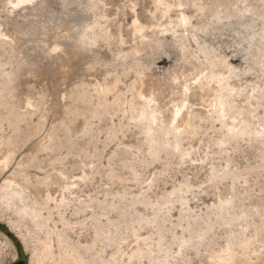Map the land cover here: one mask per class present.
<instances>
[{"label":"rangeland","instance_id":"374dc122","mask_svg":"<svg viewBox=\"0 0 264 264\" xmlns=\"http://www.w3.org/2000/svg\"><path fill=\"white\" fill-rule=\"evenodd\" d=\"M1 1L0 22L19 46L20 57H24L27 62L25 69L22 68L24 74L21 70V78H18V83L16 81V90L21 96L27 86L31 85L33 91L30 93L33 95L46 87L49 91H46L47 102L54 107L50 111L44 110L43 103L37 98L35 112L33 111L35 114L27 115L25 122L21 124V132L19 130L15 135L17 147L16 143L10 147V151L15 152L13 162L10 161L6 169H0V181L11 177L25 189L30 202L33 199L40 204L41 216L49 220L40 232L51 236L53 247L57 246L56 233L62 231L70 241L88 244L92 249L90 255L95 260L114 256L113 264L118 258L116 264H126V258L129 257L126 255H130L135 246H139L137 248L143 249L141 264H149L150 248L156 256L170 252L169 255H159L162 264H202L201 256L205 252H213L210 250L215 251L225 242L226 227L219 224V219L220 206L226 204L227 215L233 219L235 227L245 228L246 231L242 230L251 240L245 251L238 248V245L236 249L234 246L233 250H238L237 253L234 251L238 254L233 260L234 264H264V136L242 134L238 137L225 136L222 140L221 136L226 134V128L222 127L223 131L218 120L200 117L196 110L194 113L197 116L192 118L195 125L193 127L196 128H193V134L184 132L180 146L173 148L174 151L163 149L153 155L146 142L147 136L141 130L144 121L134 119L132 109L129 110L132 108V86L139 77L144 78L143 88H147V83L154 80L165 87L169 76L183 67L188 69L190 62L196 59L205 63L208 58L218 59L223 55L234 67L235 73H232L230 81L240 87L246 86L248 92H251L253 85H262L261 88H264V63L260 62L258 54L264 49V0H167L171 8L166 13L157 10L152 0H35L33 5L29 3V7H24L25 10L21 5L19 8ZM245 4L252 12L244 11ZM183 11L189 18V29L194 33L180 28L178 16ZM94 19L93 29L89 26L84 30L82 26L90 21L94 22ZM135 20L146 27L141 33L148 35L138 32V36L134 31ZM75 25L77 29L74 28ZM171 28L173 31L177 30L179 35ZM103 32L105 36L93 43L95 36ZM63 34L69 37L66 36L65 39ZM176 35L178 38L181 36L184 47L180 46ZM57 38L62 43V49L54 53L50 51V46ZM8 45L0 42V66L12 70L16 67V57ZM133 47L137 48L134 50ZM204 47L208 49L204 50ZM94 53L97 54V59H93ZM62 70H65L64 74ZM110 76L115 77L117 86L114 85L104 95V100L99 96L95 98L92 79L101 81ZM71 88L74 93L72 91L73 96L69 97L68 90ZM167 91L165 93L169 95ZM84 93L87 97L90 95L89 99ZM165 93L164 98L167 100L169 96ZM118 94L121 95L120 98ZM96 99H99L100 104ZM70 101L73 103H70L72 112L70 110V115L67 113L69 118L66 114L65 120L72 122L70 131H66L65 122L62 123L65 126L61 124V109ZM91 102L97 107L91 106ZM118 103L120 106L122 104L119 108ZM74 104L77 111L73 110L76 109ZM258 106L259 113L264 114V106ZM199 107H202L201 104ZM5 112V107L0 106V114L4 115ZM72 113H75L73 117ZM215 121L216 123H212ZM1 126L8 130L7 120H3ZM34 127L35 130L40 129L36 130L38 133ZM47 131H51V136L53 135L52 150L38 149L29 165H25V168L18 165L20 156L43 138ZM27 140L29 141L26 143ZM4 149L0 156L7 152ZM176 150L180 152L177 153ZM24 171L28 172L29 178ZM83 171L88 172L87 176ZM131 172L135 174L133 178ZM179 185H182V189ZM61 200L63 204L60 203ZM225 200L231 202L229 206ZM10 208L6 205L2 207L3 217L0 216V264H29L30 248L38 245L37 234L19 222L27 247L29 246L27 248L15 229L8 224L9 221L16 220V215ZM231 214L237 216L232 217ZM132 218L134 220L131 221ZM105 235L108 239H105ZM181 242L180 247L178 245ZM102 249H105L103 256ZM115 249L117 250L114 251ZM115 252H119L118 256ZM86 257L88 258L87 254L85 257L83 255L84 260ZM172 258L175 261H171ZM42 264H52V261L47 258ZM91 264L97 263L94 261Z\"/></svg>","mask_w":264,"mask_h":264},{"label":"bare ground","instance_id":"6f19581e","mask_svg":"<svg viewBox=\"0 0 264 264\" xmlns=\"http://www.w3.org/2000/svg\"><path fill=\"white\" fill-rule=\"evenodd\" d=\"M40 1V0H39ZM154 1L155 7H157V10L159 9L161 12H168L170 7V3L167 0H152V2ZM180 2V0H178ZM177 1V2H178ZM185 1V0H184ZM181 1V2H184ZM245 1V0H243ZM3 4H12L14 6H19L21 5V7H23V9L25 10V8L28 6L29 7V3H31L33 5V2H35V0H2L1 1ZM174 2V1H173ZM180 5H182V3H179ZM221 2V1H220ZM225 2V1H224ZM186 3V2H185ZM195 3V2H194ZM227 3V2H226ZM225 3V4H226ZM2 4V5H3ZM30 4V5H31ZM90 4V3H89ZM87 4V5H89ZM94 4V2H93ZM173 4V3H172ZM171 4V6H172ZM177 4V3H176ZM177 4V5H178ZM199 4V3H198ZM222 4V2H221ZM31 5V6H32ZM37 4H35L36 6ZM133 5V4H132ZM13 6V7H14ZM90 6V5H89ZM94 6V5H92ZM179 6V5H178ZM184 6V4H183ZM225 6V5H224ZM227 6V5H226ZM246 6V4H245ZM250 6V5H249ZM4 7V6H3ZM5 7H8L7 5ZM10 7V6H9ZM25 7V8H24ZM33 7V6H32ZM180 7V6H179ZM2 8V7H1ZM20 8V6H19ZM153 8V7H152ZM174 8V7H173ZM185 8V7H184ZM243 8V7H241ZM3 9V8H2ZM15 9V8H14ZM133 9V8H132ZM180 9V8H178ZM238 9V8H237ZM244 9V8H243ZM8 10V9H7ZM226 10V9H225ZM228 10V9H227ZM226 10V11H227ZM247 10H250L252 12L251 8H247V6L245 7V12ZM258 10V9H257ZM135 11V9H134ZM179 11V10H178ZM233 10H231L232 12ZM238 11V10H237ZM241 11V9L239 10ZM238 11V14H239ZM243 11V10H242ZM243 11V12H244ZM256 11V9H255ZM9 11H7L8 13ZM229 12V11H228ZM242 12V13H243ZM20 13V12H19ZM18 13V14H19ZM154 13V12H153ZM157 13V12H156ZM163 13V14H164ZM237 13V12H236ZM241 13V12H240ZM257 13V12H256ZM259 13V12H258ZM257 13V14H258ZM11 14V13H10ZM152 14V13H151ZM216 14V13H215ZM228 14V13H227ZM231 14V13H230ZM253 14H254V10H253ZM261 14V13H260ZM217 15V14H216ZM215 15V17H216ZM225 15V14H224ZM229 15V14H228ZM233 14H231L232 16ZM262 15V14H261ZM24 16V15H23ZM154 16V15H153ZM241 16V14H240ZM259 16V15H258ZM7 17V16H6ZM10 17V16H9ZM136 17V16H135ZM180 19V25L182 28V30L187 31V29H189L190 27V23H189V18L188 16L185 14V12H181L180 16H178ZM218 17V15H217ZM216 17V18H217ZM226 17V16H225ZM224 17V18H225ZM230 17V16H229ZM228 17V19H229ZM221 19V17H219ZM232 18V17H231ZM264 18V17H262ZM134 19V18H133ZM132 19V20H133ZM136 19V18H135ZM215 19V18H214ZM219 19V21H220ZM226 19V18H225ZM239 19V18H238ZM139 20V19H138ZM218 20V18H217ZM177 21V20H176ZM230 21V20H229ZM92 22V23H91ZM179 22V21H178ZM91 23V24H90ZM93 23H95V19L94 22L90 21L89 23H85L83 29L85 30V28L87 27H91L93 29ZM134 24V28L136 31V33L138 34V32L141 33V31H143V29H146V27L144 25H142L140 22L136 21L133 22ZM81 25V24H80ZM79 25V26H80ZM83 25V24H82ZM97 25V23L95 24ZM147 25V24H146ZM76 26V25H75ZM74 28L77 29V26ZM101 26V25H99ZM161 26V25H159ZM165 26V25H164ZM173 26V25H172ZM179 25L177 24V27ZM6 27V26H5ZM102 27V26H101ZM133 27V26H132ZM145 27V28H144ZM231 27V26H230ZM173 28V27H172ZM171 28V29H172ZM179 28V29H180ZM194 28V27H193ZM191 27V29H193ZM198 28V27H197ZM80 29V28H79ZM161 29V28H160ZM167 29V28H166ZM165 29V30H166ZM169 29V28H168ZM195 29V28H194ZM87 30V29H86ZM95 30V29H94ZM100 30H103L100 28ZM155 30V28H154ZM164 30V31H165ZM170 30V29H169ZM168 30V31H169ZM181 30V29H180ZM190 30V29H189ZM196 30V29H195ZM200 30V29H199ZM82 31V30H81ZM107 31V30H106ZM171 31V30H170ZM173 31V29H172ZM175 31L177 32V30H174L173 32L175 33ZM192 31V30H190ZM98 32V31H97ZM193 32V31H192ZM139 33V34H140ZM194 33V32H193ZM196 33V32H195ZM69 34V33H68ZM86 34V33H85ZM107 34V33H105ZM138 34V36H139ZM142 35H144V33H141ZM175 34H178L175 33ZM174 34V35H175ZM65 35V39L66 38V34ZM141 35V37H142ZM148 35V34H145ZM144 35V36H145ZM179 35V34H178ZM178 35H176L177 39L180 40V46L184 47V41L183 39L181 40L180 37L178 38ZM258 35V34H257ZM60 36V35H59ZM62 36V35H61ZM104 32L103 33H98L97 36H95V38L93 39V43H97L96 41L99 40V38L101 39V37H104ZM143 36V37H144ZM173 36V35H172ZM253 36V35H252ZM64 37V36H63ZM69 37V35L67 36ZM174 37V36H173ZM60 38V37H58ZM54 39L52 41L51 44V49L50 51H54L58 52L60 51V49H62L61 45L62 43L59 41V39ZM196 38V36H195ZM194 38V39H195ZM258 38V37H257ZM104 40L106 38H103ZM102 39V41H104ZM140 39V38H139ZM185 39V38H184ZM176 40V39H175ZM256 40V39H255ZM62 41V40H61ZM100 41V40H99ZM0 42L9 44L11 46V48L13 49L14 53H15V57H16V67H14V69L12 70H6L3 67L0 66V106H4L6 112L4 113V115L0 114V153L2 152V150L4 148H6L7 152L5 154H3L2 156H0V169H6V167L10 164V161H12V157L14 156L13 151H10V147L12 145H14L16 143V136L21 128V124L23 122H25L24 120L26 119L27 115H29L30 113L32 114L33 111L35 112L34 108H35V103L37 101V98L39 97L40 101L43 103L44 106H42L43 108H45L44 110H48L50 111L52 109V106L47 102V94L46 93V87L41 88L39 90V92L37 93H33V95H31L33 90L31 89V85H28L26 88V91L28 92H24V94H22L21 96L18 94L16 88V81L18 80V78L22 75L21 73L24 74V71L22 70V68L25 67V63L26 59H24V57H20L22 56L21 54L19 55L20 51L18 49L19 46L16 45L14 38L9 35L6 31V29L2 26V23L0 22ZM48 42V41H47ZM258 42V41H257ZM197 43V42H196ZM248 43V42H247ZM252 43V41H251ZM49 44V45H50ZM257 44V43H256ZM8 45V46H9ZM47 46V45H46ZM135 46V45H132ZM187 46V45H186ZM252 46V45H251ZM132 48V47H131ZM134 48V47H133ZM137 48V47H135ZM134 48V50H135ZM208 49L204 47V50ZM46 50V49H45ZM49 50V49H48ZM131 50V49H130ZM184 50V49H181ZM202 50V48H201ZM260 50V49H259ZM137 51V50H136ZM135 51V53H136ZM133 52V51H131ZM130 52V53H131ZM206 53L208 51H205ZM212 52V51H211ZM50 53V52H49ZM210 54V52H208ZM93 54V53H92ZM257 54V53H256ZM260 55V62L264 63V49H262L259 53ZM122 55V53H121ZM120 55V56H121ZM125 55V54H124ZM185 55V54H184ZM202 55V54H201ZM204 55L206 56L207 54L204 53ZM213 55V54H212ZM211 55V56H212ZM194 56V55H193ZM204 56V58H205ZM210 56V55H209ZM216 56V55H215ZM258 56V55H257ZM124 57V56H123ZM218 57V56H216ZM223 57V55H222ZM221 56L218 59H209L207 56L206 58H208L206 60L205 63H202L201 61H197L193 60L190 62V65H188V69H183L181 68V70L179 69L178 72L173 73L171 76H169V78L167 79V82L164 84L165 87H162V83L160 84L159 81H151L148 84L147 88H143V85L145 83L144 78L143 77H139V79L133 84V89H132V96H131V106L130 107V111L132 109V116L134 117V119L136 118L137 120H143L144 121V125H143V130L144 133L146 134V138L148 139V144H149V148L150 151L153 155H156L160 150L162 151L163 149H166V151L173 149L175 147H178L179 143H180V139H181V135H185L183 134L184 132H191L193 134L194 130H193V125L194 123L192 122V118L195 115V111L197 110V114L199 113L200 117L203 118H210V119H215L218 120V122H220V126L222 129V127L226 128V134H222L225 136H229V137H238L239 135L242 134H251L256 136L262 135L264 136V114H260L259 111L257 110V106L258 105H262L264 106V88H261V86L259 85H253V88L251 90V92L246 91V86L244 87H240L236 84H234L232 81H230V77L231 75H233L232 73L234 72V67L227 61L225 60V56L222 58ZM93 58V55H92ZM184 58V56H183ZM93 59H97V54L94 53V58ZM185 60V59H184ZM187 60V59H186ZM2 63V61L0 62ZM185 63V62H184ZM4 64V63H3ZM260 66V64H259ZM6 67V66H5ZM187 68V67H186ZM25 69V68H24ZM21 70L23 72H21ZM21 72V73H20ZM62 73H65V70H62ZM235 73V72H234ZM264 73V72H262ZM21 74V75H20ZM140 75V73L138 74ZM87 76V75H86ZM108 76V75H107ZM141 76V75H140ZM85 77V76H84ZM21 78V77H20ZM26 78V77H25ZM83 78V77H81ZM80 79V78H79ZM78 79V80H79ZM85 79V78H84ZM91 79V78H90ZM102 79V78H100ZM99 79V80H100ZM137 79V78H136ZM261 79V78H260ZM21 80V79H20ZM82 80V79H81ZM80 80V81H81ZM94 80L93 85H94V90H95V98H98V96L100 98H104V95L106 93H108L113 87L114 85H116L115 83L117 81H115V77L114 76H110V78H105L102 79L101 81H97L95 78L92 79ZM78 81V82H80ZM89 82V83H90ZM18 83V81H17ZM261 83V82H260ZM91 84V83H90ZM132 84V83H131ZM254 84V83H253ZM92 85V84H91ZM45 86V85H44ZM77 86V85H76ZM117 86V85H116ZM115 86V87H116ZM33 87V86H32ZM38 87V86H37ZM70 88V87H69ZM73 88V87H72ZM72 88L68 90V95L69 97H72ZM92 88V87H91ZM248 88V87H247ZM76 89V88H75ZM74 89V90H75ZM115 89V88H114ZM262 89V90H261ZM21 90V89H20ZM77 90V89H76ZM93 90V91H94ZM168 90V93H165V91ZM55 91V90H54ZM57 91V90H56ZM65 91V90H64ZM81 90H79L80 92ZM86 91V90H85ZM84 91V92H85ZM49 92V91H47ZM76 92V91H75ZM78 92V91H77ZM83 92V90H82ZM89 92V91H88ZM114 92V90H113ZM116 92V91H115ZM74 93V91H73ZM81 93V92H80ZM164 93L167 94L168 99L165 100L164 98ZM59 94V93H58ZM64 94V93H63ZM85 94V93H84ZM83 94V95H84ZM87 94V91H86ZM85 94V95H86ZM90 94V93H89ZM66 95V94H65ZM82 95V96H83ZM93 95V94H92ZM108 95V94H107ZM120 94H118L117 96H119ZM63 96V95H62ZM81 96V95H80ZM90 96V95H89ZM88 96V97H89ZM116 96V95H115ZM121 96V95H120ZM119 96V98H120ZM66 97V98H69ZM87 97V95H86ZM85 97V98H86ZM87 97V98H88ZM65 98V96H64ZM86 98V99H87ZM93 98V99H95ZM106 98V97H105ZM104 98V99H105ZM116 98V97H114ZM72 98H69V100H71ZM83 100H85L84 98H82ZM89 99V98H88ZM103 99V100H104ZM61 100V99H60ZM68 100V99H65ZM64 100V101H65ZM68 100V101H69ZM91 100V97H90ZM89 100V101H90ZM97 100V99H96ZM99 100V99H98ZM97 100V102H98ZM111 100V99H110ZM114 100V99H113ZM120 100V99H119ZM118 100V101H119ZM123 101V99H121ZM125 100V99H124ZM63 101V102H64ZM129 101V100H128ZM51 102V101H50ZM66 102V101H65ZM100 102V101H99ZM98 102V104H100ZM111 102V101H110ZM115 102V101H114ZM114 102H112V104L114 105ZM120 102V101H119ZM70 103H72L71 101L69 103H65L63 105V109H61V113H63V120L61 121V124L63 122H65L66 131H70L71 129V123L72 120L70 122H67L66 119V114L70 112ZM92 103V102H91ZM103 103H106V101H104ZM117 103V102H116ZM123 103V102H121ZM129 103V102H128ZM53 104V103H52ZM73 104V103H72ZM88 106H90L89 103H87ZM86 104V105H87ZM109 104V103H108ZM107 104V105H108ZM125 104V103H123ZM199 104H201L202 107H199ZM41 105V104H40ZM62 106V103L60 104ZM75 105V104H74ZM73 105V106H74ZM93 105V103L91 104V106ZM105 105V104H103ZM118 108H119V103L117 104ZM129 105V104H127ZM39 106V105H38ZM37 106V107H38ZM87 106V107H88ZM90 106V107H91ZM95 107H97V105H93ZM122 106V104H121ZM120 106V107H121ZM36 107V108H37ZM54 107V106H53ZM72 107V106H71ZM76 107V105H75ZM94 107V108H95ZM99 107V106H98ZM101 107V106H100ZM116 107V106H113ZM259 107V106H258ZM89 108V107H88ZM104 108V106L102 107V109ZM108 108V106H107ZM93 109V108H92ZM123 109V108H122ZM37 110V109H36ZM54 110V109H53ZM74 111H77V107L76 109H73ZM100 110V109H97ZM118 110V109H117ZM125 110V109H124ZM73 111V112H74ZM103 112V110H100V112ZM55 112V111H54ZM72 112V110H71ZM264 112V111H262ZM46 113V111H45ZM94 113V112H93ZM35 114V113H33ZM103 114V113H102ZM43 115V114H42ZM45 115V114H44ZM43 115V116H44ZM70 115V113H69ZM73 115H75V113H72V117ZM131 115V114H130ZM68 116V114H67ZM77 116V115H76ZM131 116V117H132ZM197 116V115H195ZM198 116V119H199ZM29 117H32V115H30ZM71 117V118H72ZM132 117V118H133ZM44 118V117H43ZM41 118V119H43ZM69 118V116H68ZM31 118H29L28 121H30ZM133 119V121H134ZM195 119V117H194ZM3 120H7L9 127L8 130H5L3 128V126H1V122ZM45 120V119H43ZM26 121V122H28ZM69 121V120H68ZM142 121V122H143ZM204 121V120H202ZM210 121V120H209ZM213 121V120H211ZM37 122V121H36ZM137 122V121H136ZM141 122V123H142ZM40 123H42L40 121ZM37 123V124H40ZM140 123V121H139ZM196 123V122H195ZM212 123H216L212 122ZM4 124V123H3ZM31 124V123H30ZM36 124V125H37ZM219 124V123H218ZM32 125V124H31ZM63 126H65L64 124H62ZM85 125V124H84ZM142 125V124H141ZM5 126V125H4ZM30 126V125H29ZM38 127H40L39 125H37ZM53 126V125H52ZM195 126V125H194ZM32 127V126H31ZM37 127V128H38ZM86 127V125H85ZM36 127H34L35 130ZM215 128V127H214ZM31 129V128H30ZM50 129V128H49ZM54 129V128H53ZM196 129V128H194ZM37 130V129H36ZM35 130V131H36ZM40 130V129H38ZM37 130V131H38ZM52 130V128H51ZM223 130V129H222ZM25 131V130H24ZM31 131V130H30ZM33 131V130H32ZM36 131V132H37ZM193 131V132H192ZM224 131V130H223ZM21 132V130H20ZM26 132V131H25ZM34 132V133H36ZM51 132V131H50ZM49 131H47V133L45 134V136L43 138H40V140L34 144H32V147H30V149L28 151H26V153H24L22 156H20L19 160H18V165L20 166H24L25 165H29V163H31L33 161V158L35 157L37 150L41 148H46L44 150H47V148H51L52 150V136L51 133ZM17 133V134H16ZM38 133V132H37ZM20 134V133H19ZM53 134V133H52ZM190 134V133H188ZM23 135V133H22ZM31 135V133H30ZM29 135V137H30ZM33 135V134H32ZM144 135V134H143ZM18 137V136H17ZM23 137V136H22ZM27 139H28V135H26ZM33 137V136H31ZM36 137V135H35ZM261 137V136H260ZM19 138V137H18ZM17 138V139H18ZM220 138V139H221ZM227 138V137H226ZM259 138V137H258ZM224 138H222L223 140ZM229 139V138H228ZM24 140V139H23ZM26 140V138H25ZM51 140V142H50ZM219 140V139H218ZM226 140V139H225ZM29 140L26 141V143ZM24 142V141H23ZM218 142V141H217ZM223 142V141H222ZM225 143V142H224ZM19 144V143H18ZM22 144V143H20ZM221 144V141L220 143ZM223 145V144H222ZM54 146V144H53ZM180 146V145H179ZM221 146V145H220ZM17 147V143L16 146ZM14 147V148H15ZM148 147V146H147ZM54 148V147H53ZM148 148V149H149ZM13 149V148H12ZM168 149V150H167ZM178 149V148H176ZM186 149V148H185ZM5 150V149H4ZM50 150V149H49ZM174 151V149H173ZM183 151V150H182ZM181 151V152H182ZM190 151V150H189ZM176 152H180L177 151ZM4 153V152H3ZM115 153V152H114ZM172 153V152H171ZM174 153V152H173ZM184 153V152H183ZM190 154V153H189ZM188 154V155H189ZM183 155V154H182ZM187 156V155H186ZM13 162V161H12ZM11 162V163H12ZM1 171V170H0ZM4 171V170H3ZM2 172V171H1ZM25 172V171H24ZM84 173V171H83ZM88 173V172H87ZM86 172L84 173L85 175L87 174ZM132 173V172H131ZM134 173H132V178L134 177ZM25 176L28 177V172H25ZM47 176V175H46ZM45 176V177H46ZM87 176V175H86ZM35 177V176H34ZM82 177V176H81ZM116 177H120L117 176ZM29 178V177H28ZM39 178V177H38ZM38 178H35L36 180ZM84 178V177H83ZM87 178V177H86ZM131 178V177H130ZM76 179V178H75ZM80 179V178H79ZM43 180V179H42ZM45 180V178H44ZM38 181V180H37ZM71 182V181H70ZM74 182V181H73ZM70 185V184H69ZM185 185V184H184ZM68 186V185H67ZM180 186V185H179ZM182 186V185H181ZM180 186V187H181ZM72 188V187H71ZM182 189V187H181ZM25 190V189H24ZM23 190V188L19 185V183H17L14 179H11V177H5L3 178L2 181H0V216L3 215L2 213V207H4L6 205V207H11L14 214L16 215V220L14 219V221H9L8 224L11 228L15 229V233H17L19 235V238H21V241H24L26 247H27V242L24 236V233L21 232L20 230V223H23V225L29 229L34 231L37 235H36V243L38 244L37 246H35L34 248H30V256H29V264H42L44 262V260L47 258H49L52 261V264H91L94 261H96L97 264H113V257H109L108 259H104V258H99L95 260V258L91 257L90 254H92L90 252V249L86 244L81 245L80 243H74L72 241L69 240V238H67L65 236L66 233L59 231L56 233L55 236H57V246L53 247L52 245V240H51V236H48L46 233H41L42 230L45 227V223H47L46 217H43V215L41 216V211H40V207L38 205L37 202H34L32 199V202H30L28 200V196L26 195L27 193ZM71 190V189H70ZM174 190V189H173ZM27 191V190H26ZM178 191V190H177ZM173 192V191H171ZM62 199V197H61ZM183 199V197H182ZM65 200V199H64ZM229 200V199H228ZM36 201V200H35ZM138 201H140L138 199ZM149 201V200H147ZM182 201V200H181ZM231 201V200H229ZM60 202V201H59ZM58 202V203H59ZM120 202V201H119ZM133 202V201H129ZM142 202V201H141ZM144 202V201H143ZM186 201H184L185 203ZM227 201L225 200V203ZM57 203V204H58ZM63 204V201L61 200V202ZM125 203V202H124ZM123 203V205H124ZM128 203V204H129ZM151 203V202H150ZM158 203V202H157ZM187 203V202H186ZM221 203V202H220ZM224 203V202H223ZM224 203V204H225ZM228 206L230 205L229 203L231 202H227ZM120 204V203H119ZM132 204V203H131ZM134 204V203H133ZM145 204V203H144ZM148 204V203H147ZM155 206L156 203L154 202ZM159 204V203H158ZM222 204V203H221ZM122 205V206H123ZM146 205V204H145ZM144 205V206H145ZM188 205V204H187ZM226 205V204H225ZM225 205H221L220 206V222L221 226H225L226 227V238H225V242L222 246H220L218 249L214 250H210L213 252H205V254L201 257H203L201 263L202 264H234V259L235 257L238 255L236 254L238 250H233L234 246L238 245V248H242L245 251V247H247L248 243L251 241L248 237H246L245 235V228L239 229L237 227H235V225L233 224V219L227 215L226 212V207ZM56 206V204H55ZM62 206V205H59ZM58 206V208H59ZM120 206V207H122ZM154 206V205H153ZM154 206V207H155ZM117 207V206H116ZM127 207V206H126ZM125 207V209H127ZM130 207V206H129ZM133 207V206H132ZM131 207V208H132ZM148 207V206H146ZM159 207V205H158ZM189 207V206H188ZM10 208V209H11ZM57 208V206H56ZM190 208V207H189ZM6 209V208H5ZM9 209V208H8ZM54 209V208H53ZM118 209H120L118 207ZM218 209V208H217ZM188 210V208H187ZM186 210V211H187ZM190 210V209H189ZM219 210V209H218ZM9 212V211H8ZM124 212V211H121ZM188 213V212H187ZM190 214V213H189ZM229 214V213H228ZM219 215V214H218ZM235 215V214H231ZM189 216V215H187ZM237 216V215H235ZM3 217V216H2ZM142 217V214H141ZM190 217V216H189ZM234 217V216H232ZM1 218V217H0ZM140 218V216H139ZM138 218V219H139ZM156 218V217H155ZM192 218V217H191ZM100 219V218H99ZM134 219H137L134 218ZM133 218L131 219L134 220ZM142 220V218H140ZM195 219V217L193 218ZM236 219V217H235ZM234 219V220H235ZM1 220V219H0ZM62 220V219H61ZM144 220V217H143ZM152 220V219H151ZM157 220V218H156ZM159 220V219H158ZM197 220V219H196ZM218 220V221H219ZM64 221V220H63ZM155 221V220H154ZM160 221V220H159ZM157 221V222H159ZM162 221V220H161ZM65 222V221H64ZM195 222V221H194ZM66 223V222H65ZM62 224V223H61ZM155 224V222H154ZM197 224V222L195 223ZM47 225V224H46ZM68 225V224H67ZM98 225V223H97ZM100 225V224H99ZM157 225V224H156ZM66 226V225H65ZM104 226V225H103ZM162 226V225H161ZM164 226V225H163ZM182 226V224H181ZM240 226V225H239ZM62 227V226H61ZM100 227V226H99ZM185 227V226H184ZM188 227V226H187ZM67 228V227H66ZM98 228V227H96ZM103 228V227H102ZM248 228V227H247ZM54 230V228H52ZM62 229V228H61ZM99 229V228H98ZM59 230V229H58ZM182 230H184V228H182ZM185 230H187L185 228ZM41 231V232H40ZM55 231V230H54ZM54 231L52 232L54 235ZM98 231V230H97ZM97 231H95L97 233ZM100 231V230H99ZM98 231V232H99ZM104 232V231H103ZM109 232V231H108ZM159 232V231H158ZM255 232V231H253ZM258 232V231H256ZM99 234V233H98ZM98 234H96L97 236H99ZM103 235V233H101ZM107 234V233H106ZM173 234V233H172ZM175 234V232H174ZM256 234V233H255ZM255 234H253L255 236ZM51 235V234H49ZM176 235V234H175ZM178 235V234H177ZM106 236V237H105ZM105 239L107 238V235H105ZM183 236V235H182ZM258 236V235H257ZM101 237V236H100ZM103 237V236H102ZM110 237V236H109ZM187 237V236H185ZM160 238H163L162 236ZM180 238V237H179ZM178 238V239H179ZM54 239V240H56ZM104 239V238H102ZM252 239V238H251ZM101 240V238H100ZM160 241V239H158ZM182 241V239H180ZM186 240V238H185ZM253 240V239H252ZM173 241V240H172ZM187 241V240H186ZM189 241V240H188ZM174 242V241H173ZM175 242H176V238H175ZM179 242V241H178ZM183 242V241H182ZM179 244L178 246L182 245ZM157 244H160L157 242ZM177 244V243H176ZM186 244V242L184 243ZM250 244V243H249ZM102 245V244H101ZM100 245V246H101ZM91 246V245H90ZM160 246V245H159ZM29 247V246H28ZM27 247V248H28ZM105 247V246H104ZM136 248L131 251L130 255H126L129 256L128 261L126 264H141L140 258L141 256H143V249L141 250L140 248H137L139 246H135ZM181 247V246H180ZM184 247V246H183ZM55 248V249H54ZM148 248V247H147ZM237 248V246L235 247V249ZM240 248V249H241ZM118 249V247H117ZM117 249H115L114 251H116ZM152 250V248H150ZM150 249L148 250V259H149V264H162V261H160L159 259V254L158 256L154 255ZM180 249V248H179ZM241 249V250H242ZM28 250V249H27ZM101 250V249H100ZM99 250V251H100ZM105 249H102V256H103V251ZM121 250V249H120ZM113 251V252H114ZM154 251V250H153ZM236 253H235V252ZM243 251V252H244ZM253 251V250H252ZM98 252V251H97ZM100 252V253H101ZM112 252V253H113ZM120 252V251H119ZM117 252V253H119ZM146 252V251H145ZM167 252V251H166ZM164 252L163 254L165 255ZM116 253V252H115ZM114 253V254H115ZM116 253V254H117ZM170 253V252H168ZM168 253H166L167 255H169ZM239 253V252H238ZM240 253H242L240 251ZM85 254L88 255V258L86 260H84L83 255L85 257ZM98 254V253H97ZM96 254V255H97ZM115 254V255H116ZM123 254V253H122ZM120 254V255H122ZM157 254V253H156ZM161 254V256L163 255ZM95 255V256H96ZM112 255V254H111ZM166 255V256H167ZM243 255V254H242ZM14 256V255H13ZM94 256V257H95ZM98 256V255H97ZM118 256V254H117ZM146 256H147V252H146ZM116 258V256H115ZM163 258V257H162ZM166 259V257H164ZM171 258V256H170ZM169 258V259H170ZM119 259V258H118ZM117 259V260H118ZM164 259V260H165ZM115 264H116V261ZM174 259L172 258L171 261H173ZM124 261V260H123ZM168 261V260H167ZM175 261V260H174ZM119 263V262H118ZM122 263V261H121ZM143 263V262H142ZM176 263V262H175ZM173 263V264H175ZM120 264V263H119ZM164 264V263H163ZM168 264V263H166ZM172 264V263H171Z\"/></svg>","mask_w":264,"mask_h":264},{"label":"water","instance_id":"95a60500","mask_svg":"<svg viewBox=\"0 0 264 264\" xmlns=\"http://www.w3.org/2000/svg\"><path fill=\"white\" fill-rule=\"evenodd\" d=\"M17 264H20V263H17Z\"/></svg>","mask_w":264,"mask_h":264}]
</instances>
